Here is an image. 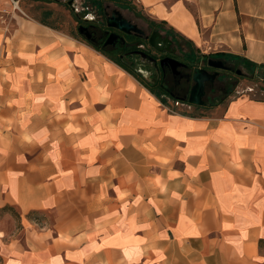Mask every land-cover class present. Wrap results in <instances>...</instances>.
Listing matches in <instances>:
<instances>
[{"label":"crops","instance_id":"0c3cea01","mask_svg":"<svg viewBox=\"0 0 264 264\" xmlns=\"http://www.w3.org/2000/svg\"><path fill=\"white\" fill-rule=\"evenodd\" d=\"M139 3L205 57L264 71V0ZM249 91L175 108L0 0V264H264Z\"/></svg>","mask_w":264,"mask_h":264},{"label":"rangeland","instance_id":"374dc122","mask_svg":"<svg viewBox=\"0 0 264 264\" xmlns=\"http://www.w3.org/2000/svg\"><path fill=\"white\" fill-rule=\"evenodd\" d=\"M19 5V8L14 7L19 15L34 19L36 21L43 20L47 22L55 29L62 31L68 35L85 41L86 38L79 31V26L83 25V22H104L110 16L113 15V11H119L124 18L136 24L145 31L146 35H151L154 31H159L164 36H169L173 41V48L178 50L179 61L192 64L193 67L202 66L207 59L208 55H203L201 52L195 50L193 46H189L187 42L177 35L171 33L165 24L158 23L146 16L143 12V8L139 3V0H14ZM50 12L51 14L46 16ZM10 22V20H8ZM87 26V25H83ZM90 44V43H89ZM111 51V50H110ZM154 58L143 53L138 57V61L143 65L145 71L138 73L145 83L154 87L156 84L155 79L157 78L160 67L158 62L160 57L159 53L149 49ZM112 52V51H111ZM113 53V52H112ZM114 54V53H113ZM115 55V54H114ZM235 69H238L242 74H231L222 73L218 80L213 84V87L217 88V92L211 93L206 98L209 104L219 103L224 101L229 96H237L240 94L251 93L249 89L256 88L261 89L264 87V71L262 75L253 77L250 74V70L240 64H235ZM182 73H186L189 77L192 75L190 69H180ZM229 79V80H228ZM178 78H176L170 69H166L165 75L162 77V81L166 87L174 90L177 94L182 97L186 96L183 103L189 105L188 97L190 84L186 82L182 83V88H177ZM229 81V82H228ZM231 82V84H229ZM233 82V83H232ZM227 85H229L227 87ZM226 86V89L224 90ZM174 88V89H173ZM212 85H208L210 90ZM253 93V92H252ZM212 97L214 99H209ZM167 104L179 108L182 106L180 102L173 99L167 98Z\"/></svg>","mask_w":264,"mask_h":264},{"label":"flooded vegetation","instance_id":"af4514ba","mask_svg":"<svg viewBox=\"0 0 264 264\" xmlns=\"http://www.w3.org/2000/svg\"><path fill=\"white\" fill-rule=\"evenodd\" d=\"M87 22L88 21H86L85 23H87ZM79 31L92 44H94L98 47H105V48L109 47L110 50L114 54L119 55V57L122 60H124L137 73H142L143 71H145V69L143 68V65L140 64V62L138 61V57L140 55H143V53H144V54L149 55L150 57L154 58L151 54V51H149V49L156 51V53H159L162 56L160 57V59H158L159 60L158 66L160 67L158 75L159 74L160 75L157 76L155 81L158 78H162L165 75L166 69H170L172 74L176 78H178L177 83H176L177 88H182L181 85L183 82L190 84L189 93H190L192 87L195 85V82L193 79L195 69L201 68L210 74H218L215 81H213V82L209 81L206 83V95L204 97V100L206 103H207L206 98L208 97V95H210L211 93L217 92V88L213 87V84L218 80V78L220 77V75H222V73H231V74L235 73L238 75L242 74V73H240V74L238 73L239 70L235 69L233 64L227 63L226 61H223V62H224V65L227 69H215L209 65L210 60L219 61V60H221L219 58H207L205 60L204 64L202 66L200 65L199 67H193L192 64L183 63V62L179 61L180 58L178 56V50L176 48H173V46H172L170 52H159L155 48H153L149 43V38L151 35H146V34L145 35H138L135 33L125 34V33L121 32L117 29H114V28H108V29L102 31V30H99L97 27H94V26H90V27H85V26L83 27L82 26V27H79ZM87 33L90 35V38H87V35H86ZM112 34H117L119 36V38H117L113 43L108 44L106 46L105 42L108 41L109 36ZM129 37H135L137 39V43L130 44L128 42ZM123 48H126V50H128V51H125L124 53L121 54V52L123 51L122 50ZM166 58L176 59L182 64L177 69V73H174L173 70L171 69V67L168 65L161 66V61L166 59ZM180 69H185V70L190 69V70H192V75L189 77L186 73L185 74L182 73ZM229 84H231V82ZM208 85H212V88L210 90L208 89ZM228 86L229 85H227V87ZM168 89L172 95L177 97V99L175 101L184 102V100L186 99V96L182 97L179 94H177L174 90H172L170 88H168ZM225 89H226V86H225L224 90ZM209 99H214V98L209 97Z\"/></svg>","mask_w":264,"mask_h":264},{"label":"water","instance_id":"95a60500","mask_svg":"<svg viewBox=\"0 0 264 264\" xmlns=\"http://www.w3.org/2000/svg\"><path fill=\"white\" fill-rule=\"evenodd\" d=\"M107 25L109 28L117 29L125 34H138L145 35L139 26L133 24L131 21L123 17L119 11H113V15L107 19ZM87 38H90V35L87 33ZM119 36L117 34H112L109 36L107 44L113 43ZM150 45L159 52H170L173 46L172 39L169 36H164L159 31H154L149 38ZM168 65L171 67L174 73H177V69L182 65L178 60L172 58H166L161 61V66ZM209 65L215 69H227L222 60L214 61L210 60ZM240 74L241 72L238 71ZM218 74H210L207 71L197 68L194 71V82L195 85L192 87L188 103L193 106H205L207 103L204 100L206 95V83L215 81Z\"/></svg>","mask_w":264,"mask_h":264},{"label":"trees","instance_id":"16d2710c","mask_svg":"<svg viewBox=\"0 0 264 264\" xmlns=\"http://www.w3.org/2000/svg\"><path fill=\"white\" fill-rule=\"evenodd\" d=\"M50 14L51 13L48 12L46 14V16L48 17V15H50ZM39 22L41 24H43V25L52 27L47 22V20L45 18L43 20H40ZM83 25H87L85 27L94 26V27H97L99 30H102V31H104V30H106V29L109 28L108 25H107V21H104V22H101V21H99V22H93V20H92V21H88L87 23L83 22ZM83 25H81L79 27H82ZM86 41L88 42V44L90 43V45L92 47H94L97 51H99L103 55H105L108 59H110L111 61H114L116 64H118L119 66H121L122 68H124L126 71H128L130 74H132L135 78H137V80L139 82H141L146 88H148L153 94H155L163 103H165V104L167 103V100H166L167 98H170V99H173V100H176L177 99L176 96H174V95H172L170 93L168 87H166V85L162 81V78H158L156 80V84L154 85V87H151V85L145 83V81L141 78V76L137 72H135L133 70V68H131L124 60H122L119 57V55H117V54L114 55L110 51V48L109 47H107V48H105V47H98V46L92 44L89 40L86 39ZM185 41L187 42V44L189 46H192V44H191L190 41H187V40H185ZM128 42L130 44H135V43H137V39L135 37H129L128 38ZM105 43H106L105 45L107 46L108 45L107 42H105ZM122 50L123 51L121 52V54L124 53L125 51H128V50H126V48H123Z\"/></svg>","mask_w":264,"mask_h":264},{"label":"bare ground","instance_id":"6f19581e","mask_svg":"<svg viewBox=\"0 0 264 264\" xmlns=\"http://www.w3.org/2000/svg\"><path fill=\"white\" fill-rule=\"evenodd\" d=\"M16 8H19L18 5H17V3H16Z\"/></svg>","mask_w":264,"mask_h":264},{"label":"built area","instance_id":"2783aa9c","mask_svg":"<svg viewBox=\"0 0 264 264\" xmlns=\"http://www.w3.org/2000/svg\"><path fill=\"white\" fill-rule=\"evenodd\" d=\"M14 3H15V1H14ZM15 5H16V3H15Z\"/></svg>","mask_w":264,"mask_h":264}]
</instances>
